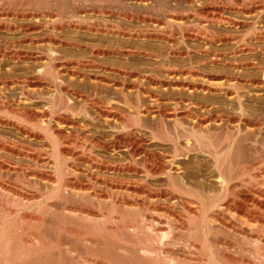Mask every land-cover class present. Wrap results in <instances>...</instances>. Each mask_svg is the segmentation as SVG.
<instances>
[{"label": "bare ground", "instance_id": "obj_1", "mask_svg": "<svg viewBox=\"0 0 264 264\" xmlns=\"http://www.w3.org/2000/svg\"><path fill=\"white\" fill-rule=\"evenodd\" d=\"M1 1L0 128L14 136L0 135V264H264V138L258 136L264 130V114L248 113L237 92L231 108L219 112L210 105L196 112L190 102L180 109L175 102L173 110H166L152 90L215 91L198 82L195 67L166 62L186 54L175 38L201 39L207 52L213 40L233 37L209 25L236 29L246 21L258 22L264 16V0H118L91 10L115 20L85 17L88 11L78 6L62 18L60 0ZM190 20L201 25L189 26ZM256 29L255 37L264 38V28ZM137 41L157 42L160 51L151 52L148 45L141 49ZM138 55L156 59L154 72L164 71L168 78L149 72L140 77L148 88L127 86L125 81L138 79L136 74L106 61ZM220 58L211 53V60ZM227 65L231 72L218 77L229 82L223 87L226 93L245 85L264 89V65L232 60ZM247 67L260 74L238 73ZM84 78L93 91L104 84L114 86L132 112L88 100L91 97L72 87ZM48 87L50 93L43 90ZM127 90L135 100L126 98ZM71 95L88 100L99 117L114 122L108 139H88L85 148L83 139L74 135L83 128L79 121L36 107L47 99L53 106L66 103L68 111ZM141 95L150 101L142 104ZM149 140L169 144V153L148 148ZM30 141L46 143L50 152L31 147ZM94 149H124L127 158L111 160ZM197 152L211 161L216 188L191 182L183 174L186 168L179 161ZM11 174L17 187L11 184ZM104 195L110 199L107 206L101 202ZM51 199L60 204L50 205ZM75 199H87L93 209L76 213ZM23 209L37 210L43 218L26 223L19 212ZM76 226L83 233L76 234ZM223 228L237 234L231 245L246 256L235 258L226 247L220 251ZM76 244L84 247L86 256L73 257ZM186 246L197 251L192 255Z\"/></svg>", "mask_w": 264, "mask_h": 264}, {"label": "rangeland", "instance_id": "obj_2", "mask_svg": "<svg viewBox=\"0 0 264 264\" xmlns=\"http://www.w3.org/2000/svg\"><path fill=\"white\" fill-rule=\"evenodd\" d=\"M222 1H226V0H219V2H222ZM241 1L242 0H240V2ZM247 1H250V0H247ZM2 2L3 1L0 0V4ZM49 2H52V1L49 0ZM60 2L62 4V5H60V8L62 10V16H61L62 18H66V17L68 18L71 15V12L69 13L68 10L71 11L73 9V6L74 7L78 6L79 8H81V9L84 8L85 10L88 11V13L86 12V14H83V15H85V17H91L95 20H102V19L103 20L104 19L105 20L106 19L107 20H115V18L113 19V17H110V16L105 17V15H103V14H97V13L95 14V13L91 12V10H94L96 8L98 10H101L100 9L101 6H102V8L103 7L105 8V7H108L109 5H112L115 3L117 4L118 0H80V1L79 0H60L59 3ZM237 2H239V0H237ZM87 14H88V16H86ZM195 22L196 21H194V20L193 21L190 20V21H188L187 25L195 26V27H196V24L198 26L201 25V24H198ZM208 27H209V29L215 30L218 32L232 33L233 37L229 40H226V42L222 41V40H215V41L213 40L214 42L212 41L211 43H209L207 45L209 47L206 46L207 47L206 51L208 50L207 52H205V46H204L203 41H201V39L198 40L195 38L194 39L193 38H189V39L185 38L184 39L185 41L184 40L182 41L179 38H177V39L175 38V41H176L175 43H177L176 45H177V47H179V50L181 49L180 51L185 52L186 54H183L184 56L180 55V56H176V57L171 56V58L168 57V60H166V62L168 61V63L171 66H175V67H179L180 65H181L180 67H189V66H192L193 68L195 67L194 69L196 71H198L199 75L201 76V77L200 76L198 77V82L199 83L201 82L202 84L210 85V87L212 86L213 90H215V91L209 90L210 91L209 92L207 90L203 91V90L198 89V91L195 90L192 93H189L188 90L186 92V90H183V89H181L182 91L180 92L179 90H175L171 87H169L167 90H164L163 87H156L152 90L156 94H158L159 100L157 102H158L159 107L162 109H166V110H170V109L173 110L175 102H178V107L180 106L178 109H180V108L184 107V105L186 103L190 102L191 108L196 112H198L199 108L203 105H206V106L208 105V107L210 105L212 110H214L215 112H219V110L220 111L225 110V107L227 109L231 108V105L229 107V103L230 102H231V104L233 103L232 102L233 96L239 95L243 104L247 107L248 113L264 114V89L263 88L258 87V86H254V85H250V86L245 85L241 89L232 90L231 93L232 92L233 93L229 94L223 90V87L224 88L229 87L228 86L229 82H227V81L225 82L222 79L218 78V77H220L226 73L228 74L231 72L232 67L227 65V62L231 61V60L235 61V62H240V63H244V62L251 63V62L255 61L258 65H264V56L261 54L262 51L264 52V38H262V39L258 38L257 39L252 32L253 28H254L253 31H255L256 28H257L256 30H258V31H260L264 28V16H263V18L258 20V22L246 21L242 26H240L236 29L230 28V27L224 28V26L218 27L215 25H209ZM134 44L138 45V47L141 49H146V47L148 49V46H150L148 50H150L151 52H154V53H158L160 51V49H159L160 46L157 42L156 43L152 42L151 44L148 43L147 44L148 46L145 43H141L140 41H137ZM187 51L189 54L187 53ZM212 52L217 53L218 55H220L221 58L219 60H216V59L211 60V53ZM233 52H235V53H233ZM231 58H234V59H231ZM152 59H153V61H152ZM106 61L109 64L114 63L112 65L120 66L122 68L124 67V69H128V70H132V72L134 74H136L138 79H136V80L127 79L125 81L128 84V85L126 84L127 86L138 83V84H140V86L142 85L143 87H146V88H148L146 83L145 84L143 82L141 83L140 77H141V75L149 73V72L153 73L154 72L153 69H155V64H156V59L148 58L147 56L144 57V55H138V56H134V57L132 56V57L127 58V59L109 58ZM110 62H112V63H110ZM158 70L155 71L154 73L161 76V78H164V79L168 78V77H165L166 75L164 76V74H166L164 71H161V72L159 71L161 73V74H159ZM240 70L241 71H239V70H237V71H239L238 73L241 74L242 76L243 75L248 76L249 74L250 75H252V74H255V75L258 74L259 75L260 74V72H259L260 70L255 69L253 67H247L246 69H240ZM247 72H248V74H247ZM113 77H115V76H113ZM113 77H111V78H113ZM116 78L117 77H115V79ZM86 80H88V79H85V78L83 80L77 79L75 82L72 83L73 84L72 87L76 88L77 90H80L82 93H85L86 95H88L89 98L91 97V99H88L90 101H92V99L94 101L97 100L98 102L102 103L104 106L106 105V106L114 107V108L118 109L119 111H122L125 113H131L132 112V110L128 107V105L125 106V104H122L120 102V95L114 86H111L110 84H104L103 86L97 87V89H95L93 91L92 87L90 85L86 84V82H87ZM131 80H133V81H131ZM139 81H140V83H139ZM219 81L220 82L223 81V83L225 82L224 84H222L223 86H221L222 89L220 91H218L216 89L218 87L220 88V86L216 87L217 84L219 85ZM43 90L46 93L47 92L50 93L51 88L48 87L47 90L46 89H43ZM130 90H132V89H130ZM130 90L126 91V98L129 100H132V99L135 100V96H133L134 93H133V91H130ZM175 92L177 93L176 95H175ZM211 92H212V94H210ZM235 93L237 95H235ZM141 97H142V100H141L142 104H147L150 101V98L146 97V95H141ZM210 99H211V101H210ZM80 100H81V98H78L76 96L71 95L70 96V103L68 104V106L70 105L72 107V109H70L68 111L66 110V108H64V107H67L66 103L64 104L66 106H64L63 103L57 102L56 105L54 104V106H53L51 103H49V101L47 99L46 100L45 99L39 100L38 102H41V103H37V106L36 105L35 106L38 108H40L42 106L41 108L46 109V111L48 110V112L54 113V114H52L54 116L66 114L67 116L73 118L74 120L79 121L83 125V128L77 130L76 134H74V133L73 134L77 135V137H81L83 139L81 141L82 145H84L83 147L89 148L88 139H92V138L93 139H99V140L108 139L106 134L110 133V131L112 130L111 126L114 125V122H112L110 120L106 121L102 117H99L96 113V109L94 107H92L90 105V103H87L88 100H87V102H84L83 100L80 101ZM208 101H210V102H208ZM212 101H214V102H212ZM260 102H261V104H260ZM211 103H213V104H211ZM227 105H228V107H227ZM74 108L76 110H74ZM176 112H178V111H176ZM1 115L5 116L7 118L10 117L7 114L4 115V113ZM144 115L147 116L146 114H144ZM0 130H1L0 135H2V134L3 135H9L10 134V136L11 135L14 136L13 135L14 133L11 130L4 129V128H0ZM259 131H258L259 132L258 136H260L261 138H264V130H259ZM112 132H113V130H112ZM142 132H139V133L142 134ZM258 132L256 131L254 134H256ZM30 143H31L30 144L31 147H34V146L38 147V148L41 147L43 152H46V154L50 152L49 146L42 141L41 142L30 141ZM146 144H147L148 148L157 149L159 151H163L164 153H166V152L169 153V151L171 149L169 144H163V143H160L156 140L155 141L149 140L146 142ZM94 150H95V153H97L99 156L106 157V158H109L111 160H115V159L116 160H124L125 158H127L126 153L124 151H122L124 149H121L120 151L110 152V153L105 152V151H101L99 149H94ZM203 155L204 154L197 152L196 154L192 155V157H191L192 159L190 158L188 160L187 159L186 160H180L179 162H180L181 167L184 166L183 169L186 168L185 171H183L184 173L183 172L182 173L183 174L186 173L187 176L186 175L185 176L191 182H194V181H198V182H202V183L204 182L205 184L207 183V185H209L210 187L216 188L218 186V184L215 182V179L212 177V174H213V172L211 171L212 170V165H211L212 163H211V161H209V159L206 156H203ZM29 164L30 163H28V165ZM202 164L204 166H202ZM203 167H206L208 172H207V170L205 172ZM208 167H210V168H208ZM202 168H203V170H201ZM48 171L51 172L50 169H48ZM210 172H212V173H210ZM210 174H211V176H210ZM11 176H12L11 184L13 186L17 187L19 183L16 180V175L11 174ZM12 181L14 182V184ZM157 183L159 184V182H157ZM103 197H102L103 199L101 198V202L103 204L102 203L101 204L103 206H107L110 202V199L108 197H106L105 195ZM81 201L80 200L78 201V199L72 200V204L74 206H76V209H77L75 211L76 213H79V209H86V208L87 209L88 208L93 209L92 205H90L91 203L87 199H84ZM86 201H88V202L86 203ZM225 202H226L225 199L220 200L218 202V204H220L219 207H222ZM48 203H50V205H52V206H56V205L58 206L60 204V202H58V200H56V199H51L50 201H48ZM69 203L71 204V202H69ZM13 209H14V207H13ZM19 212H20V215H22L23 217L26 218L25 219L26 223L37 222L39 219L43 218V216L40 215L37 210L28 211V210L23 209V210H20ZM74 228H75L76 234H81L84 231L79 226H76ZM228 231H230V230L223 228V230L221 229L220 233L218 234L219 240L221 241V245L219 246L220 251H222V252L225 251L226 250L225 247H226L227 251H229L233 255V257L236 258L239 256L238 259L243 258L244 256H246V255H244L245 253L239 252L233 246L234 244L231 245V243L236 241L234 239V237L237 234L234 233L232 236V233H233L232 230L230 232H228ZM227 237L229 239L230 238L231 239L229 240ZM208 242L209 241H207V243ZM227 244H229L232 247V250H230L231 247L229 248V246ZM196 245L199 246L200 243L196 242ZM222 245L224 248L221 247ZM220 247L223 249H221ZM193 248H194L193 246H188V247L186 246L185 250H188L193 255V254H195V251H197V249H195V248L193 249ZM237 251H238V253H237ZM84 253H85L84 247L82 245L78 244L75 247V251L73 252V257H76L78 255L86 256V254H84Z\"/></svg>", "mask_w": 264, "mask_h": 264}]
</instances>
